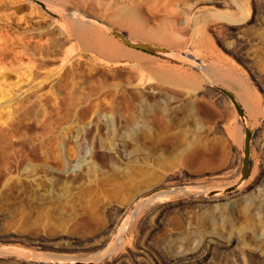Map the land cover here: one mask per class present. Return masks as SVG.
I'll use <instances>...</instances> for the list:
<instances>
[{"label":"rangeland","instance_id":"1","mask_svg":"<svg viewBox=\"0 0 264 264\" xmlns=\"http://www.w3.org/2000/svg\"><path fill=\"white\" fill-rule=\"evenodd\" d=\"M43 1L0 0V264H264V0H118L154 29L136 41L209 70L77 16L133 34L109 0ZM213 85L258 112L239 101L249 185L201 197L236 181L244 148ZM164 182L175 192L127 220Z\"/></svg>","mask_w":264,"mask_h":264},{"label":"water","instance_id":"2","mask_svg":"<svg viewBox=\"0 0 264 264\" xmlns=\"http://www.w3.org/2000/svg\"><path fill=\"white\" fill-rule=\"evenodd\" d=\"M31 1H33L34 3L38 4L39 6L45 8V9H48V10L53 9V6L51 4H49L43 0H31ZM77 16L80 19H82L83 21L98 25L100 28L106 30L109 34L116 37L117 39H119L121 42H123L125 45H127L129 47L139 49V50L151 53V54H156L159 56L171 58V59H182V60H189L191 62H194L191 59V57L187 54H181V53L176 52L174 50L166 49V48L159 47V46H156V45H153L150 43H146V42H140V41L133 42L127 38L126 33L121 32L115 28H112V27L108 26L107 24H105V23H103L97 19H94V18L86 16V15H82V14H78ZM212 88L214 90H216L217 92L221 93L222 96L225 97L233 105L235 111L237 112L239 121L243 126L244 148H243L240 173H239L236 181L234 183H232L231 185H228L225 187L211 189L210 191H208L206 193V195L208 197H213L216 194L228 195V194H231V193L237 191L240 188V186L247 180L248 175H249V171H250V150H251V133L248 129L246 116H245V113H244L242 106L237 102L235 96L231 92L226 90L225 88L220 87L218 85H213ZM166 189H168V187H166V188L165 187H161V188L156 187V189L152 190L149 193V195L158 193V192L166 190ZM145 197L146 196H144L143 198H145ZM134 213H135V208H130V211L127 214V220ZM68 264H88V263L77 261V262H69Z\"/></svg>","mask_w":264,"mask_h":264},{"label":"bare ground","instance_id":"3","mask_svg":"<svg viewBox=\"0 0 264 264\" xmlns=\"http://www.w3.org/2000/svg\"><path fill=\"white\" fill-rule=\"evenodd\" d=\"M128 0H122V2H127ZM152 2H153V0H151ZM123 4V5H119L118 4V0H109V2H107L106 3V7L107 8H112L113 9V11H114V16H113V18H114V21L116 22V23H118L119 25L121 24L122 26H130L131 28L133 27V30L132 31H135L133 34H129V33H126L127 35V38L129 39V40H131V41H133V42H136V39L138 38V36L139 35H137V34H139L140 32H142L143 30H144V32L147 34H149V33H153L154 32V29H152L151 28V26H149V27H147V26H145V25H143L142 24V27L140 26V29L142 28L143 30L141 31L140 30V32H138L139 31V29H136V30H134V28H138L139 26V22H140V19H138V16H137V11H136V7H127L126 6V4ZM205 9H207V8H205ZM204 9V10H205ZM203 9H202V7H199V8H197V6H196V8H195V11L196 12H201ZM194 11V10H193ZM198 14V13H197ZM186 20V19H185ZM188 20V19H187ZM154 22V21H153ZM88 23V22H87ZM86 23V25L87 26H92L91 24H87ZM143 23V22H142ZM141 24V23H140ZM148 25V24H147ZM156 25V27H157V30H161V32L160 33H162V37H163V34H164V32H165V30L164 29H161V27L156 23L155 24ZM89 26V27H90ZM129 27V28H130ZM91 28V27H90ZM93 28V27H92ZM95 29V28H94ZM98 29V28H97ZM156 31V30H155ZM158 31V32H159ZM143 32V33H144ZM157 32V31H156ZM154 33V34H158V33ZM95 33H97V36H98V38H99V36L100 37H102V38H104V39H102L101 38V40H105V39H109V38H107L105 35V33H106V31H103V30H101V29H98L97 31H95ZM143 34V35H146V34ZM158 34V35H160V37H161V34ZM140 35H142V33H140ZM165 35V34H164ZM112 37V36H111ZM137 37V38H136ZM107 40H106V42H107ZM166 39H164V41H165ZM111 41V42H110ZM109 42L110 43H112V40H110L109 39ZM121 51V50H120ZM123 51V50H122ZM186 52V54L187 55H192V57H193V59L195 60V61H198V64H199V67H201V68H204L205 70L206 69H208L209 70V68H212L211 67V65L210 64H208V65H210V67L208 66L207 67V65L201 60V59H198L194 54H191L190 52H187V51H185ZM123 54L125 53V54H127L126 52H122ZM122 53H120V54H122ZM192 59V60H193ZM193 60V61H194ZM207 70V71H208ZM233 81H234V79H233ZM237 80L235 79V81L234 82H236ZM237 83V82H236ZM238 85H239V83H237ZM240 87V86H239ZM242 88H246L247 86H245L244 85V87H243V85L241 86ZM241 91H243L242 89H240ZM248 90V89H247ZM240 91V92H241ZM245 91H246V89H245ZM250 91V90H249ZM238 93V99H236L237 100V102L239 103V101H240V103H242L243 105H244V107L246 108V110L248 111V113L250 114V115H255L257 112H258V106H256V103H257V100L255 99V104H254V100H252V99H254V98H251L250 96L252 95V93L250 92V96H249V94H247L248 93V91H247V93L245 92V93ZM244 92V91H243ZM255 96V95H254ZM252 97H253V95H252ZM256 98V97H255ZM239 103V104H240ZM258 105V104H257ZM256 116V115H255ZM254 116V117H255ZM253 117V116H252ZM241 124V123H240ZM242 125V124H241ZM241 128H243V126L241 127ZM244 134V133H243ZM172 183V182H171ZM245 183V182H244ZM243 183V184H244ZM242 184V185H243ZM241 185V186H242ZM247 185H249V183H245L244 184V186L246 187ZM169 186V187H168ZM174 186V185H173ZM240 186V187H241ZM156 187H159V188H161V187H168V189H166V190H163V191H160V192H158V193H155V194H152V195H149V193L152 191V190H155L156 189ZM174 187H172L169 183H166V182H164V183H162V184H160V185H158V186H155V187H152V188H149V189H147V190H145L143 193H141L139 196H137L136 197V199L134 200V201H132V203H131V206H130V208H135V209H138L139 207H142L143 205H145V204H157V202H163L164 200H166L167 199V197L169 196V195H171L173 192H175L174 191V189H173ZM203 190H201V194H202V196L201 197H206L207 195H206V193H207V191L205 190V188H202ZM149 195V196H148ZM218 195H220V194H216V195H214L213 197H216V196H218ZM144 196H146L145 198H143ZM169 198V197H168ZM170 200V199H169ZM160 204V203H159ZM129 208V209H130ZM129 212V211H128ZM96 256H98V255H95V258H96ZM99 257V256H98ZM97 257V258H98ZM94 259V258H93Z\"/></svg>","mask_w":264,"mask_h":264}]
</instances>
